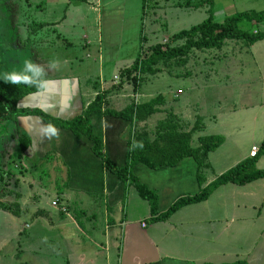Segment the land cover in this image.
Segmentation results:
<instances>
[{"label": "crops", "instance_id": "crops-1", "mask_svg": "<svg viewBox=\"0 0 264 264\" xmlns=\"http://www.w3.org/2000/svg\"><path fill=\"white\" fill-rule=\"evenodd\" d=\"M92 2L97 3L27 0L33 10L31 23L43 26L42 30L55 31L56 37L71 45L61 43L32 52L34 82H54L39 95V104L63 119L78 114L98 92L108 90L112 83L104 84L105 70L118 80L124 69L116 67L121 65L119 61L105 68L98 65L96 58L90 64L77 59L79 41L88 35L78 38L76 28L98 19L97 7L88 4ZM255 44L261 47L264 39ZM97 53L103 59V52ZM45 57L47 62H41ZM260 61L258 55L257 62ZM245 71H240L242 76H246ZM163 73L148 77L131 100L140 104L152 99L150 87L161 83ZM211 73L201 74L207 78L201 86L203 102L209 103L208 107L201 103L206 109H200L199 100L191 98L199 91L196 82L170 97L159 93L165 99L162 109L172 111L184 130L191 129L198 113L202 117L204 127L192 135V147H198V139L203 136L221 135L225 141L208 154L209 167L201 173L202 186L192 157L159 170L143 164L134 166L132 173L157 196L154 215L148 201L141 199L134 187H126L104 169L91 150L90 140L28 117L21 124L28 128L32 140L30 150L21 159L29 165L28 172L12 174L16 183L6 186L8 192L0 188V206H19L17 216L0 207V264H224L236 260L264 264V178L244 186L224 185L206 201L183 207L167 221L150 222L178 197L194 195L240 161L251 158V148L259 147L264 139V69H257L259 88L255 95L241 89L243 78L229 83L233 88L227 89L225 80L229 79L216 77L210 83ZM92 76L98 77L97 84L91 83ZM165 86L169 87L167 83ZM249 98H255V103ZM152 117L154 122H149ZM165 117L166 113H156L138 127L147 125L148 131L153 130ZM93 123L105 155L116 165H124L128 124L97 116L92 117ZM47 153L51 154L50 160L44 165L38 163L37 169L41 167L38 170L43 172L41 179H36L34 173L38 170L29 162H39ZM255 166L264 169V156ZM16 194L20 195L18 199ZM53 201L56 207L51 205Z\"/></svg>", "mask_w": 264, "mask_h": 264}, {"label": "trees", "instance_id": "trees-1", "mask_svg": "<svg viewBox=\"0 0 264 264\" xmlns=\"http://www.w3.org/2000/svg\"><path fill=\"white\" fill-rule=\"evenodd\" d=\"M73 1L87 2L88 0H69V3ZM146 1L142 0L143 5ZM182 1L185 7L194 10L207 6V17L189 29H183L172 34L163 43H156L145 50L141 48L132 63L119 72L117 84L112 85L108 90L98 92L83 110L71 118L56 117L39 104V95L45 91L47 85L53 86V81L40 80L35 83L26 77H5V65L3 66L2 63L4 62L0 61V123L10 122L15 124L16 127L19 123L21 132L17 137L18 159L21 160L22 155L27 153L32 146L30 133L27 131L28 128L23 125L21 127L20 121L23 119L24 122L27 121L28 117H34L53 128L69 130L77 138L86 137L90 140L92 142L91 150L101 160L104 169L113 174L126 187H134L140 198L148 201L152 215L157 213V196L153 191L148 190L132 173L135 165L143 164L150 169L159 170L164 167L175 166L181 160L192 157L197 163V178L199 185L202 186L201 173L209 167L208 154L218 149L225 141V138L221 135L203 136L198 139L199 146L192 147V135L204 127L202 117L197 116L191 129L184 130L180 119L172 111L162 109L165 106V99L161 94L140 104L133 99L121 110H115L106 105V94L109 91L120 90L127 84L132 87L133 95H136L148 77H155L163 72L162 67L168 70L171 68H184L188 64L193 51L219 50L229 40H243L247 46L252 47L255 43L264 39V32H248L240 28L242 24L264 23V10L241 11L225 17L222 22H218L213 15L214 0ZM66 10L67 7L64 11ZM42 27L38 26V29H42ZM67 45L71 46L70 44ZM168 74L172 76L171 73ZM185 75L190 76V74ZM172 77L182 78L184 76L175 75ZM52 91L55 94L56 88H53ZM27 97H30V99L22 104V107H18L19 102ZM156 113H166V117L158 121L153 130L148 131L144 127H138L139 123L146 122L149 117ZM95 116L119 119L128 124L127 151L124 165H116L105 155L102 139L93 129L92 117ZM262 156H264V139L258 147L255 157L240 161L216 177L206 187L200 186V190L194 195L178 197L167 210L150 219V222L167 221L183 207L206 201L215 190L224 185L244 186L263 179L264 169H257L255 166ZM50 157L51 154L47 153L39 162L29 163L32 168L37 169L38 163L44 165V163H48ZM39 170L41 171V169ZM2 178L0 173V181ZM19 197L20 195L16 194V198ZM0 207L2 210L12 211L15 216L19 215L17 203L3 204ZM77 222L82 227L78 218ZM224 264L248 263L243 260H236Z\"/></svg>", "mask_w": 264, "mask_h": 264}, {"label": "rangeland", "instance_id": "rangeland-1", "mask_svg": "<svg viewBox=\"0 0 264 264\" xmlns=\"http://www.w3.org/2000/svg\"><path fill=\"white\" fill-rule=\"evenodd\" d=\"M96 2V4L93 2L88 4L97 7L98 10L95 11V14H97L98 19L95 23L89 21L88 25L76 28L80 34L78 38H82L84 34H87L88 37H83L87 40L81 39L79 41L81 49L75 52L79 61L90 64L96 58V61L99 62L98 65L102 66L103 64L105 68L112 61H119L121 65L116 66L119 68L129 66L141 48L145 50L156 43H163L172 34L183 29H189L203 21L208 15L207 6L194 10L185 7L182 0H147L144 5L142 0H96ZM29 7L30 4L25 0H0V50H3L2 57L6 58L2 64L5 65V68L7 67L8 78L18 76L31 80L33 76L36 77L32 71L34 64L32 52L34 50L43 51L44 48H50V45L61 43L69 47L60 37H56L55 31L38 29L40 25L31 23L33 10H30ZM250 10H264V0H214L213 15L218 22H222L225 17L235 13ZM240 28L248 32H264V23L242 24ZM259 46L260 44H255L251 48L243 40H229L219 50L193 51L184 68L168 70L162 67L163 72L167 74L171 73L172 76L184 77L176 78L162 72L163 76L159 77L161 83L158 82V84H153L150 87V90L154 92L152 98L159 93L168 94L167 96L170 97L176 91H182L185 86L186 88L189 87L191 82H196L199 91L191 98L199 100L200 109H206L205 107H208L209 103L208 100L203 102L205 98L201 86L207 78L201 74L211 73V71L210 83L216 77L225 76L229 79L228 81L225 80L227 89H232L233 87L229 83L235 84L236 81L239 82L243 78V82H240L241 89H248L255 95L259 88V79H256L258 78L257 69H264V44ZM97 52H101V54L103 52V59L98 56ZM258 55L261 56L260 63L257 62ZM41 62L46 63L47 57L43 58ZM74 64L73 61V67ZM89 67L91 68V66ZM244 69H247L245 71L246 76H242L240 73ZM216 71L218 74L214 76ZM223 72H226V75L222 74ZM111 74L106 70L104 72V84L112 83L107 89L118 82L112 78ZM185 74H190V76ZM96 78L98 77H91L92 84H97ZM166 83L169 87L165 86ZM237 89L238 87L234 88L235 91ZM221 92L226 93L227 90ZM133 96L136 95H133L132 87L125 84L122 89L111 90L106 94V105L109 108L121 110L130 103L131 98H134ZM249 101L255 103V98H249ZM154 118H150L149 122H154ZM20 123L22 124L23 120ZM141 127L148 128L147 125H141ZM93 128L96 132L94 123ZM17 132H21L19 123L17 127L10 122L0 124V169L11 168L13 164L18 165L20 163L16 151L18 148ZM24 164L29 166L25 162ZM38 169L43 168L39 167ZM18 170L14 169L10 172L22 173ZM41 173L39 170L35 171V178L41 179ZM14 183H16L15 179L9 177L2 186L13 185ZM5 191L8 192L9 190L5 187L2 192Z\"/></svg>", "mask_w": 264, "mask_h": 264}, {"label": "flooded vegetation", "instance_id": "flooded-vegetation-1", "mask_svg": "<svg viewBox=\"0 0 264 264\" xmlns=\"http://www.w3.org/2000/svg\"><path fill=\"white\" fill-rule=\"evenodd\" d=\"M13 1H14V0H13ZM0 56H1V58H0L1 60H0V61H1V62H5L4 59L6 60V58L2 57V56H3V50H0ZM4 70H5V71H4V75H5V77H8L9 74L6 73V72H7V67H6V68L4 67ZM16 77H18V76H16ZM31 80H32V82H34L33 79H31ZM33 84H34V83H33ZM1 123H5V122H1ZM1 123H0V124H1ZM6 123H7V122H6ZM17 134H19V132H17ZM16 151H17V150H16ZM16 165H17V164H13L11 168L9 167V168H5V169H0V173L2 174V177L4 178V179L2 178V180L0 181V188H3V189H4V188L6 187V185H5V186H4V185L2 186V184L6 182L7 178H9V177L12 178V177H13V176H11V175H12V174H15V173H11L10 171H13L14 169H16V167H15ZM6 172H8V174H6ZM9 173H11V174H9ZM2 181H3V182H2ZM7 183H8V182H7Z\"/></svg>", "mask_w": 264, "mask_h": 264}, {"label": "built area", "instance_id": "built-area-1", "mask_svg": "<svg viewBox=\"0 0 264 264\" xmlns=\"http://www.w3.org/2000/svg\"><path fill=\"white\" fill-rule=\"evenodd\" d=\"M257 151H258V147H257V146H253V147L251 148V150H250L249 157H251V158H252V157H255ZM21 159H24V158L22 157ZM23 161H24V160H23ZM23 161L21 160L20 163H19L18 165H16L15 167H16V169H19L18 171L22 172L21 174L24 175L25 173L28 172V166H27L26 164H24ZM51 205L54 206V207H56L58 204H57L56 201H53ZM144 225H145V224H143V226H144Z\"/></svg>", "mask_w": 264, "mask_h": 264}, {"label": "water", "instance_id": "water-1", "mask_svg": "<svg viewBox=\"0 0 264 264\" xmlns=\"http://www.w3.org/2000/svg\"><path fill=\"white\" fill-rule=\"evenodd\" d=\"M30 99V97H27V98H24L22 101H20L19 102V104H18V107H22L23 105L22 104H24L27 100H29ZM23 120V119H22ZM40 122H42V121H40ZM20 125H21V123H20ZM22 126V125H21Z\"/></svg>", "mask_w": 264, "mask_h": 264}]
</instances>
